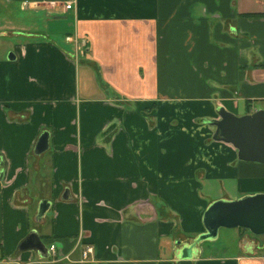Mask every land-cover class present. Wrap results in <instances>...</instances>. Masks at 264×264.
I'll return each mask as SVG.
<instances>
[{
  "label": "crops",
  "instance_id": "obj_1",
  "mask_svg": "<svg viewBox=\"0 0 264 264\" xmlns=\"http://www.w3.org/2000/svg\"><path fill=\"white\" fill-rule=\"evenodd\" d=\"M65 1L0 0V264H179L211 203L264 194L211 125L264 109V0ZM221 228L191 264H264Z\"/></svg>",
  "mask_w": 264,
  "mask_h": 264
},
{
  "label": "water",
  "instance_id": "obj_2",
  "mask_svg": "<svg viewBox=\"0 0 264 264\" xmlns=\"http://www.w3.org/2000/svg\"><path fill=\"white\" fill-rule=\"evenodd\" d=\"M219 119L211 121L215 126L214 139L231 144L237 149V157L242 161L264 163V109L251 114L235 116L220 108ZM48 147V134L43 133L34 148L35 154L44 152ZM2 163L0 162V166ZM3 170H0V189ZM65 193L63 198H67ZM48 209V203L43 201L38 206L36 218L40 220ZM205 232L200 234L189 245L180 251L179 264H191L196 253L197 244L204 240L215 239L218 229L242 227L255 235H264V194L244 196L237 200H217L211 203L202 217ZM20 250L32 249L47 255L45 246L41 243L35 231L19 245Z\"/></svg>",
  "mask_w": 264,
  "mask_h": 264
},
{
  "label": "built area",
  "instance_id": "obj_3",
  "mask_svg": "<svg viewBox=\"0 0 264 264\" xmlns=\"http://www.w3.org/2000/svg\"><path fill=\"white\" fill-rule=\"evenodd\" d=\"M33 4L34 3H32V2H27V1L23 2V5H33ZM71 6H72V0H66L64 3V9H66V10L70 9ZM46 253H47L48 259H51V260H58L59 259L55 244H50L48 246V248L46 249ZM92 253H93V247L91 245H85L83 247V249L81 250V259L87 260ZM66 258H67V256L64 257V259H66Z\"/></svg>",
  "mask_w": 264,
  "mask_h": 264
},
{
  "label": "rangeland",
  "instance_id": "obj_4",
  "mask_svg": "<svg viewBox=\"0 0 264 264\" xmlns=\"http://www.w3.org/2000/svg\"><path fill=\"white\" fill-rule=\"evenodd\" d=\"M221 229H222V228H221ZM229 229H231V228H229ZM220 231H221L220 234L217 233V236H216V237H218L219 241H221V243H223L224 240H225L226 233H229V232H231L232 230L223 229V230H220ZM228 231H229V232H228ZM223 233H225L224 236H223ZM198 236H199V235H198ZM208 242H209V240H204V241H202L201 243H202V245H203V247H204V245H207ZM199 244H200V243H198L196 246H199Z\"/></svg>",
  "mask_w": 264,
  "mask_h": 264
}]
</instances>
